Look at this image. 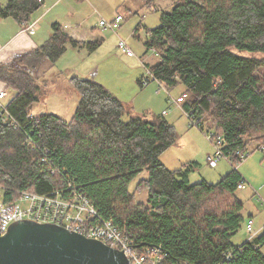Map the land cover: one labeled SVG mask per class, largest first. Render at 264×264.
I'll list each match as a JSON object with an SVG mask.
<instances>
[{"label": "trees", "instance_id": "1", "mask_svg": "<svg viewBox=\"0 0 264 264\" xmlns=\"http://www.w3.org/2000/svg\"><path fill=\"white\" fill-rule=\"evenodd\" d=\"M43 3L8 0L0 18L22 24ZM159 22L143 39L144 54L157 56L144 63L154 80L166 91L184 87L182 111L205 135L220 136L225 153H250L255 145L264 156V60L243 56L264 55V0H177L160 12ZM99 42L83 45L54 23L50 38L21 64L33 70L43 60L55 63L67 46L92 52ZM40 79L0 68V91L15 93L5 106L17 125L0 121V185L8 190L6 200L16 189L48 195L71 182L100 222L112 221L140 251L159 249L161 264H264V235L240 247L231 242L243 221L235 196L242 179L238 170L231 167L210 185L190 183L194 163L167 169L159 157L176 141L173 126L163 116L132 114L90 79L72 78L80 101L70 120L33 115L43 90ZM138 84L145 87L142 78ZM143 172L147 177L130 191Z\"/></svg>", "mask_w": 264, "mask_h": 264}, {"label": "rangeland", "instance_id": "2", "mask_svg": "<svg viewBox=\"0 0 264 264\" xmlns=\"http://www.w3.org/2000/svg\"><path fill=\"white\" fill-rule=\"evenodd\" d=\"M176 2L177 0H45L44 5L34 15V18L41 15L38 22L40 33L44 32L45 35H50L48 23L59 22L61 25L69 24L73 30L85 35L87 39L91 36V40H101V43L92 52L86 48L82 51H75L71 46H67L54 66L45 69L43 79L40 80L43 90L39 93L38 101L33 105L31 113L34 115L53 113L63 120H70L80 101V95L73 85L72 77L82 79L87 74L92 76L94 70L93 76L95 73L97 75V68L100 64L107 66L108 69L112 68V78L117 80L116 85L112 86V91L122 100L129 98L132 92L138 88L136 82L138 75L143 74L142 80L146 77L144 63L149 65L157 60L153 51L143 54V36L148 29L155 28L160 24V12L170 10ZM119 13L126 17L119 30L115 32L100 30L99 20L109 21L110 16ZM137 24L139 25L137 30L139 38L132 34V28H135ZM120 39L126 42L134 56L127 57L117 49ZM243 56L264 60V55L261 54L245 53ZM260 75L264 76V69L261 70ZM97 78L101 80L102 76ZM147 82V86L159 87L158 94L152 93V97L165 95L173 102H177L170 106L172 113L168 116L177 138L175 143L159 157V161L169 170L190 168L191 164L197 162L199 166H195L194 172L192 171L189 175L190 183L200 181L199 178H204L207 174L209 181L214 182L218 170L231 169V165L225 159L218 162L216 169H210L207 167L208 165H204L201 152L210 149L214 152V146L202 131L196 126L189 125L187 116L180 110L179 103L183 100L181 94L185 92L184 87L178 85L166 91L156 81L148 79ZM259 159H262V153L255 150L242 163H259ZM262 162L260 170L263 177L261 180H264V159ZM242 163L239 164L238 169ZM146 177L145 172L138 175L129 185L130 191L134 189L139 180ZM242 191L237 190V193ZM141 196L144 194L138 195L136 201ZM141 199L143 200V198ZM207 208L210 209L211 206L208 205Z\"/></svg>", "mask_w": 264, "mask_h": 264}, {"label": "built area", "instance_id": "3", "mask_svg": "<svg viewBox=\"0 0 264 264\" xmlns=\"http://www.w3.org/2000/svg\"><path fill=\"white\" fill-rule=\"evenodd\" d=\"M123 17L114 15L109 21L99 20L98 26L101 31L115 32L120 29ZM62 31L74 38L70 33V27L64 25ZM119 49L127 57L134 56L133 51L125 41L119 40ZM31 78L39 74L33 70H27ZM148 79L155 81L146 69V77L142 80V85H148ZM159 84V83H158ZM161 86V84H159ZM162 87V86H161ZM5 92L0 91V121L9 124L12 128H17L14 118L7 112L3 104ZM189 125L195 126L193 117L186 115ZM206 138L213 143L214 152L208 155L206 163L210 167H216L221 159H225L231 167L238 170V166L249 155V152H235L234 155L223 151V140L220 136L213 138L207 134ZM212 139V140H211ZM25 144L33 147L34 143L26 139ZM233 157L236 159L233 161ZM246 181L242 178L237 185L238 190L246 188ZM7 188L0 185V236L4 235L8 227L13 223L31 221L38 224H52L61 226L71 232H76L89 239H95L104 245L122 251L127 257L129 264H161L164 255L157 248H145L142 251L136 249L125 233L115 227L112 221H102L98 219V214L90 200L80 192L71 182H66V188L61 187L51 194H36L28 191L14 190L6 200ZM263 203V200L260 201ZM252 222L247 223V229L251 232Z\"/></svg>", "mask_w": 264, "mask_h": 264}, {"label": "crops", "instance_id": "4", "mask_svg": "<svg viewBox=\"0 0 264 264\" xmlns=\"http://www.w3.org/2000/svg\"><path fill=\"white\" fill-rule=\"evenodd\" d=\"M7 2L8 0H0V7L5 6ZM38 11L34 12L30 16L29 20L27 22H23L22 24H18L15 20H13L10 17L4 19L0 18V68H6L21 72L26 71L27 77L31 78L27 73V70L29 68L27 69L25 65H22L21 60L24 55L39 48L50 38L51 25L54 24V22L48 23V27H50V35L47 34L45 35L44 32L40 33V30L38 29L39 28L38 22L41 15L36 16L34 18V15ZM119 15H121L123 19L126 18L122 13H119ZM113 16L114 15L110 16V18H112ZM57 24H59V22H57ZM59 25L61 26V28L64 25H68L70 27V33L74 34L73 36L74 38L72 39L83 43V45H87L89 42H95V40H91V36H89V38L87 39L85 35L79 34L76 30H73V28L69 24H63V25L59 24ZM136 28L139 29L138 24L136 25L135 28H132V34H134L135 37L139 38L138 32H136ZM75 31L77 32V35L75 34L76 33ZM143 37L145 38V34ZM71 48L74 49L75 51H82L86 48V46L76 47V48L71 47ZM30 62L33 63L32 61ZM52 66H54V63L52 64L48 60L41 61L39 63V66L36 69H33V71H36L39 75L32 79L34 81L39 80V78L43 79V74L45 73V69L51 68ZM111 69L112 68L108 69L107 66L105 67L102 66V64H100L99 67L97 68V75L95 73L93 76V73L95 71L94 70L91 74L92 76H89L90 74H87V76L83 78L81 77L82 78L81 80H88V79L93 80L94 82L100 84L106 90L114 94L117 98H119L112 91V86L116 85L117 80L112 78ZM142 75L143 74H140L136 78L138 88L135 89L134 92H132L131 96L129 98H123V100L120 98L119 99L122 102L127 101L124 104H126L127 108L132 112V114L135 115L146 114L147 116H154V115L163 116L169 123L170 120L168 119V116L172 113V111L170 110V108L172 107L170 106L172 104H176L177 102L176 103L173 102L165 95L162 96L157 95L155 98L152 97V93H154V95L158 94L159 87L158 86L154 87L152 85L147 87L140 86L138 84V80H140ZM99 76H102L101 80L97 78ZM72 78H77V77L73 76ZM156 83L158 84V82ZM13 96H15V93L9 90L5 91V101L6 99L12 98ZM179 108L182 111L180 105ZM182 113L185 114L183 111ZM248 150L251 151L250 154L254 152L255 145H251V147ZM212 152H213L212 149L206 152H201L203 155V161H204L203 163L205 166L208 165L206 163V158L208 155H211ZM263 159L264 156L262 155V159H259V163L247 164L245 162L242 163L238 169V174L246 181L247 188L240 193H237V191L235 192L236 198L242 204V211L240 212V214L243 218L240 228L237 230V232H235V234L231 238L232 244L237 247H240L245 243L251 242L256 237L264 235V180H261V178L263 177V173L260 170L262 169L261 166L263 164L262 162ZM194 164L195 166H199L197 162H194ZM207 167L210 169H216L218 167V164L216 167H210L209 165ZM230 171H231L230 168H222L221 170L217 171V174L215 175V178L213 180L214 182L209 181L208 174L204 178H199L200 181L198 182L199 183L205 182L210 185L217 184ZM196 183H192V184H196ZM261 200H263V203L260 202ZM249 221L252 222L251 232H249L247 229V223ZM261 251L264 254V246L261 247Z\"/></svg>", "mask_w": 264, "mask_h": 264}, {"label": "water", "instance_id": "5", "mask_svg": "<svg viewBox=\"0 0 264 264\" xmlns=\"http://www.w3.org/2000/svg\"><path fill=\"white\" fill-rule=\"evenodd\" d=\"M0 264H129L122 251L61 226L23 221L0 236Z\"/></svg>", "mask_w": 264, "mask_h": 264}, {"label": "bare ground", "instance_id": "6", "mask_svg": "<svg viewBox=\"0 0 264 264\" xmlns=\"http://www.w3.org/2000/svg\"><path fill=\"white\" fill-rule=\"evenodd\" d=\"M17 190V189H16Z\"/></svg>", "mask_w": 264, "mask_h": 264}]
</instances>
